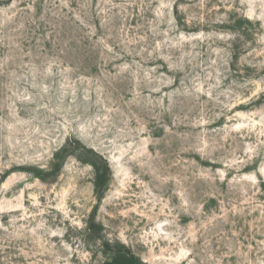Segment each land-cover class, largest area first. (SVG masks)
Instances as JSON below:
<instances>
[{"label":"rangeland","instance_id":"rangeland-1","mask_svg":"<svg viewBox=\"0 0 264 264\" xmlns=\"http://www.w3.org/2000/svg\"><path fill=\"white\" fill-rule=\"evenodd\" d=\"M118 246L264 264V0H0V264Z\"/></svg>","mask_w":264,"mask_h":264},{"label":"trees","instance_id":"trees-1","mask_svg":"<svg viewBox=\"0 0 264 264\" xmlns=\"http://www.w3.org/2000/svg\"><path fill=\"white\" fill-rule=\"evenodd\" d=\"M106 251L109 253L110 257L109 261L105 264H146L124 246L107 248Z\"/></svg>","mask_w":264,"mask_h":264}]
</instances>
